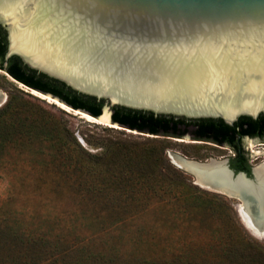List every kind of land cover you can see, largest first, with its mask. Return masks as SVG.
<instances>
[{"label": "rangeland", "instance_id": "rangeland-1", "mask_svg": "<svg viewBox=\"0 0 264 264\" xmlns=\"http://www.w3.org/2000/svg\"><path fill=\"white\" fill-rule=\"evenodd\" d=\"M9 76L0 69V109L13 107L0 122V264H103L88 260L91 252L113 264H249L248 244L264 252L239 202L197 185L173 159L227 160L232 148L192 132L173 138L88 122ZM247 140L250 164L263 165L264 139Z\"/></svg>", "mask_w": 264, "mask_h": 264}, {"label": "water", "instance_id": "water-1", "mask_svg": "<svg viewBox=\"0 0 264 264\" xmlns=\"http://www.w3.org/2000/svg\"><path fill=\"white\" fill-rule=\"evenodd\" d=\"M0 25L6 60L18 56L103 101L98 117L77 111L107 114L120 128L128 129L112 120L114 106L229 125L264 114V0H0ZM197 163L221 164L232 182L258 181L259 165L248 176L228 159ZM211 188L237 200L245 227L264 238V197Z\"/></svg>", "mask_w": 264, "mask_h": 264}, {"label": "trees", "instance_id": "trees-1", "mask_svg": "<svg viewBox=\"0 0 264 264\" xmlns=\"http://www.w3.org/2000/svg\"><path fill=\"white\" fill-rule=\"evenodd\" d=\"M6 53L7 36L4 28L0 25L1 70L30 89L58 97L74 110H83L94 117L101 114L103 101L75 92L65 83L30 69L18 56H12L6 60ZM12 108V102H9L0 109V122L6 119V116L12 112ZM112 109V120L130 130L155 136L183 138L189 132V128H192L193 137L197 141L211 142L220 146L229 145L235 152V157L230 162L231 168L236 172H246L249 176H251V166L242 146V140L245 137L264 138V114L256 119L242 116L233 125H229L222 119L188 120L183 117L155 115L151 112L131 110L120 106H114ZM64 135H66L65 132ZM66 137L70 139V144L80 151H84L72 134H68ZM243 258L249 264H264V252L256 250L253 245L246 246V254ZM87 259L91 261L97 259L103 264H113L117 258L105 253L91 252Z\"/></svg>", "mask_w": 264, "mask_h": 264}, {"label": "bare ground", "instance_id": "bare-ground-1", "mask_svg": "<svg viewBox=\"0 0 264 264\" xmlns=\"http://www.w3.org/2000/svg\"><path fill=\"white\" fill-rule=\"evenodd\" d=\"M14 82H17L14 78L9 76ZM20 86L25 87V89L33 96L42 99L44 101H47L48 103L55 104L59 108L71 112L75 115L80 116L82 119L97 123L100 125L112 127L115 129H120V127L116 125L110 124L109 115L104 114L100 118H94L92 116H89L88 114H81L77 110H72L70 107L66 106L65 104L59 102L56 99H52L49 96H46L44 94H41L35 90H30L28 87L24 86L22 83H19ZM5 101V95L0 91V104ZM250 147L255 146L254 141L249 142ZM256 154H264L263 151L257 150ZM174 161L177 165H179L181 168L185 169L187 172H192L196 175L197 183L198 185L207 188L209 190H212L211 188L212 184H216L218 186L223 187L225 190H228L229 193H236L240 189H243L247 191L249 194H251L257 201L261 202L264 197V164L258 167L257 171V184L256 185H250L249 183L244 182L243 180H237L236 182H232L230 180V177L228 173L226 172L225 168L221 164L212 165L208 167H202L195 161L187 160L180 155H174L173 156ZM247 217L250 219L249 211H246ZM253 232H258L259 228L250 229Z\"/></svg>", "mask_w": 264, "mask_h": 264}, {"label": "flooded vegetation", "instance_id": "flooded-vegetation-1", "mask_svg": "<svg viewBox=\"0 0 264 264\" xmlns=\"http://www.w3.org/2000/svg\"><path fill=\"white\" fill-rule=\"evenodd\" d=\"M189 132H193V129L192 128H189ZM188 132V133H189ZM254 138H259V139H264V138H262V137H254ZM250 141H253V140H250ZM222 146V145H221ZM227 146H229V145H227ZM231 148V147H230ZM244 148V147H243ZM234 157H235V155H234ZM233 157V158H234ZM247 158H248V163H249V165L251 166V173H252V168H253V166L250 164V162H249V156L247 155ZM232 159V158H231ZM231 159H228L229 160V165H230V162H231ZM230 168H231V165H230ZM232 169V168H231ZM233 170V169H232ZM233 171H235V170H233ZM236 172V171H235ZM236 173H239V172H236ZM244 173H246V172H244ZM247 174V173H246ZM248 175V174H247ZM249 176V175H248Z\"/></svg>", "mask_w": 264, "mask_h": 264}]
</instances>
